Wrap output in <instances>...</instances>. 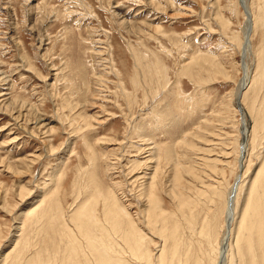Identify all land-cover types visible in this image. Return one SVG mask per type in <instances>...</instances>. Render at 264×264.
<instances>
[{
    "label": "rangeland",
    "instance_id": "obj_1",
    "mask_svg": "<svg viewBox=\"0 0 264 264\" xmlns=\"http://www.w3.org/2000/svg\"><path fill=\"white\" fill-rule=\"evenodd\" d=\"M247 6L255 22L249 48L243 42ZM200 54L212 62L191 63ZM185 66L189 70L182 73ZM243 82L249 86L241 107ZM262 105L263 0H0V264L40 252L41 264H61L73 249L82 259L66 225L78 193L81 202L87 198L82 182L93 176L92 163L99 184L117 195L154 257L163 239L148 230L142 208L148 204L147 180L161 169L154 191L180 222V236L194 257L190 264H215L220 250L231 242V252L236 247L239 218L264 159V129L260 142L249 137L245 143L246 132L252 134L264 117V110L257 112ZM167 148L184 163L179 191L192 199L194 219L187 218L190 210L180 216L166 194ZM235 195L232 221L227 200L231 196L232 203ZM101 203L95 211L104 225L99 232L116 242L121 236L105 221ZM38 204L51 207L42 220ZM204 231L216 235L214 241ZM233 251L235 264L254 257Z\"/></svg>",
    "mask_w": 264,
    "mask_h": 264
},
{
    "label": "bare ground",
    "instance_id": "obj_2",
    "mask_svg": "<svg viewBox=\"0 0 264 264\" xmlns=\"http://www.w3.org/2000/svg\"><path fill=\"white\" fill-rule=\"evenodd\" d=\"M263 2H264V0H263ZM246 15H247V23H246L247 27L245 26L246 28L244 29V40H243V42H245V38H246V41H247L246 44L247 45H245V46H247L249 48L250 47V39H251V37H249V36H251V34L253 32V29H254V26H255L254 16L252 14V10L250 9V6H247V8H246ZM250 25H251V27H250ZM243 42H242V45H244ZM198 56H200V57H198ZM198 56L196 55V57H195V55H194L191 58V63H196V62H200V63L201 62H204V63L209 62V63H211L212 62V60H210V57H202L201 54L198 55ZM217 66H218V68L220 70L222 69V67L219 65V63H217ZM217 66L211 65V67H217ZM187 69L189 70V68H186V66H185V67H183L181 69V72L182 73H186ZM82 72H84V70ZM195 72H196V69H195ZM222 72H223V70H222ZM85 73H84V75H86ZM194 75H195V73H194ZM255 82H256V80L254 81V83ZM254 83H252V84H254ZM84 84H86V83L84 82ZM151 86L152 85H150V87ZM153 86H154V84H153ZM247 86H249L248 82H243L240 85V89H239L240 91H239V94H238V97H237L238 98L237 99V103L239 105H241V107H243L242 106V101H243L242 98L244 97V89ZM84 89H87V88H84ZM249 89H250V87H249ZM84 92H86V91H84ZM82 96L85 97L84 95H82ZM243 109L245 110V112L248 111L245 108H243ZM256 109H257L256 98H253V100L251 102V108H250V111L252 112V114H253V112L256 111ZM263 110H264V106L262 105V107H258L257 112H261ZM165 111H167V110H164V113H165ZM140 127H139V129H140ZM135 128H136V126H135ZM262 129H264V117L258 119V121L255 122L252 134L249 131L246 132V134H245L246 135L245 143H246V141H247V143H250V142H248L249 137H250L249 141H251L253 143L257 142L258 140L260 142V140L262 138L260 132H261ZM140 131L142 132V130H140ZM138 132L139 131H137V133ZM249 133H250V135H249ZM135 134H136V132H135ZM141 136H143V134H141ZM171 148H167V150H166V152L164 154V159L168 162V163H166V165L167 164L171 165V168H170L171 173L169 172L170 175H168L169 177L170 176L171 177L169 178L167 176V178H169V180H170V181H168L169 185H170V188L168 189L169 193H166V194L167 195L169 194V196L172 197L171 199L175 200L176 204H175V202H174V204L177 207V211L180 212V216L185 218V217H187V213H185V211L186 210H190V212L192 211L193 201H192L191 198L183 195L179 191V188L181 187V184H180L181 178L180 177H181V172H182L184 166L181 165L183 162L180 164L179 163L180 161L175 159L173 151L171 150ZM92 156H93V161L96 163L97 162L96 161V157L97 156L96 155L95 156L92 155ZM154 156H155L157 162L160 161V159L162 158L161 150H160V148L158 146H156V150H155ZM149 157H148V159H149ZM149 161H150V159H149ZM155 162L156 161H154V163ZM137 163H138V161H137ZM161 163H159V164L161 165ZM168 165L166 166L167 168H168ZM183 165H184V163H183ZM92 166L94 167L93 171H92L93 176L91 174H88L90 177L87 180H85L84 182H82V183H84L83 184L84 187H83V185H82V187L85 188V190H86L87 194L85 196L87 198L81 202V200H79L81 198L79 197L80 195L78 193V197H76V203H74L75 204L74 205L75 207L73 208L74 212L71 215H69V220H70L71 223L67 224L69 221L66 223L67 224L66 225L67 228L68 227H69V229L72 228V231L75 234L74 238L76 240H78L79 244L81 245L80 249L83 252V254L81 255L82 259H80V255H76L77 252H75L73 247H72L73 250H71V252L68 251L66 253V251H65L66 255L62 258L63 259V263H61V264H190L191 263V262H189L190 259L192 258V260H194L193 255H191L190 252H189L190 251L189 247H187L185 242L183 243L182 238L180 236V228H179L180 222L178 220H175L173 215H170V213L165 211L160 206L159 200L157 198V195L155 194L154 189H155V186L157 185V182H158V181L156 182V177H158L157 176L158 174L156 175V171L158 172V170L160 171L161 169H158L155 172H153V177L151 176V174L149 175V176L152 177L150 179H153V180L149 181V182H148V180H150V179L147 180V183H149V185L147 186V188L145 190V195H146L147 201H148L147 202L148 203L147 204V209L142 208L143 212L145 210L144 216H145L146 221H147V225L146 226H147L148 230L151 229L153 231V233L155 232L156 234L161 236V238L163 239V243H162L163 245H162L161 251H160V253H159V255L157 257H154V255H152V253L150 252L149 244H148V242H146L147 239H146V236L143 233V231H141V229L136 225V223H134V221L130 220L131 218H130L128 212L125 211V208L123 209L120 206V204L118 203V201L116 200V196L117 195L114 196V193H112L113 191L112 192L110 191L111 189L110 190H108V189L105 190L103 187H101V185L99 184L100 183L99 182V176L97 174V171H96L95 166H94L93 163H92ZM155 166H154V168H155ZM158 168H160V167L158 166ZM186 170L190 174H193V171H192L191 168L188 167V168H186ZM163 171H165V170H163ZM166 171H168V170L166 169ZM166 171L164 173H166ZM161 172H162V170H161ZM145 176L147 177L148 175H145ZM162 184H163V182H162ZM164 185H165V183H164ZM164 185H162V186H164ZM166 185L168 186V183ZM142 186H146V185L144 184ZM165 187H164V189H165ZM166 190H167V188H166ZM142 192L143 191L141 189V192H140L141 194L140 195H144V193H142ZM247 194L248 195H247V198H246L245 205L243 207V211L241 213V216L239 214V216H240L239 224L237 225L240 237H239L238 240H236V244L233 242L234 245H236V247H234V249H233V246H232V252H231V250H230V248H231L230 246L232 244V242H231V244L227 246L228 248L224 249L225 251L224 250L223 251L220 250L219 251V255H218V259L215 260V262H214L215 264H233V263L235 264V262H234L235 258H236L235 256H237V258H238V255H237L236 252H235L236 255H234V251L233 250H235V249H237L238 254L244 253V252L247 251V253L251 252L254 255L253 258L252 257L250 258L248 264H264V159H263V162H262L260 168L256 171V175H255V177L253 179L251 188L249 189V192ZM141 197H143V196H141ZM230 198H231V196H230ZM230 198L227 200V205H228L227 206V213H228V211L232 213V210H234L233 211V217H231L232 214L229 215L232 218L231 220L233 221V220L236 219V215H237V212H236V200H237L238 197L235 195L233 197L232 203H231V199ZM100 201H102V203H101L102 204V212H103V216H104L105 221H107L110 224H112L111 227H113L114 230L117 233H119V235L121 236V238L119 240H117L116 242L108 241L99 232V230H103L104 229V225L101 223V221L99 220V218L95 214L97 212L96 211L97 210V206H98ZM234 202H235V204H234ZM44 204L46 205V203H44ZM175 205H174V207H175ZM38 207H39V204H38ZM40 207H42V206H40ZM36 208H34V209H36ZM39 208H38V210H39ZM50 208H51L50 206H49V209L47 208L49 210V212H50ZM57 209L60 210V208H57ZM42 210H43V207H42ZM48 210L41 211V214H40V219L41 220L43 218H45V214L47 213L46 211H48ZM140 211H141V209H140ZM202 211H204V209ZM31 212L34 213L32 215H35L36 218L38 219L39 213H37L34 210L31 211ZM192 214L193 213L191 212V215H188L187 218L194 219V216H193L194 214L193 215ZM199 214H201V213H199ZM63 215H64V213L60 214V216H63ZM63 217L66 218V215H64ZM229 218H228V221H229ZM144 222H145V220H144ZM48 226L52 228V225L51 226L48 225ZM97 226H99L101 229H98ZM42 228H43V226H42ZM51 228H49V229H51ZM40 229H41V227H40ZM213 229H214V226H213ZM213 229H212V231H213ZM51 231L52 230H50V232ZM72 231H70V232H72ZM153 233H150V234H153ZM203 233H205V235H207L206 237H207L209 243L211 241H214L215 237H213V236H216V235H213L212 233H208L207 234L205 231ZM110 234H112L111 231H110ZM200 234H202V233H200ZM236 234H237V232H236ZM70 235H71V233H70ZM233 237H234V234H233ZM42 241H43V239H42ZM49 241H50V239H49ZM52 242H53V240H52ZM107 242L109 243V245L107 244ZM60 243H61V241H60ZM67 245H69V244H67ZM50 249H52V247ZM211 250H212V247H211ZM52 251H53V249H52ZM62 251H63V249H62ZM72 251L74 252V255L68 254V253H72ZM258 253H260V254H258ZM201 254H202V252H201ZM54 255H56V254H54ZM211 255H213V254L211 253ZM19 256H20V258H18V255H17V257H15L14 261L9 262L8 264H41L42 261H44V257L41 256V252L40 253H36V255L32 256L31 258H29L27 260L26 259H22L20 253H19ZM207 256H209V255H207ZM256 256H259V258L256 259L255 258ZM16 258H18V259H16ZM77 258H78V260H77ZM36 260H40V261H36ZM259 260H260V262H259ZM60 262H61V260H60ZM193 264H202V260L198 259ZM212 264H213V262H212ZM245 264H247V263H245Z\"/></svg>",
    "mask_w": 264,
    "mask_h": 264
}]
</instances>
